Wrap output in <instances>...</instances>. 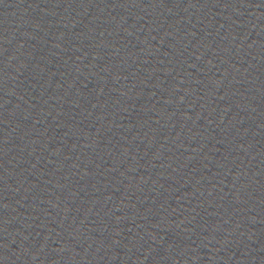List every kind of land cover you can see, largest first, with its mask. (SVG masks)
Here are the masks:
<instances>
[{
	"label": "water",
	"instance_id": "obj_1",
	"mask_svg": "<svg viewBox=\"0 0 264 264\" xmlns=\"http://www.w3.org/2000/svg\"><path fill=\"white\" fill-rule=\"evenodd\" d=\"M0 264H264V0H0Z\"/></svg>",
	"mask_w": 264,
	"mask_h": 264
}]
</instances>
